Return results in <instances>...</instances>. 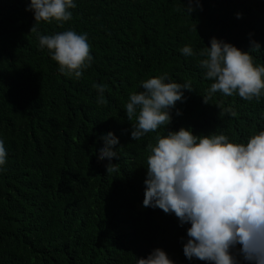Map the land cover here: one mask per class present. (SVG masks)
Masks as SVG:
<instances>
[{
    "label": "trees",
    "instance_id": "16d2710c",
    "mask_svg": "<svg viewBox=\"0 0 264 264\" xmlns=\"http://www.w3.org/2000/svg\"><path fill=\"white\" fill-rule=\"evenodd\" d=\"M29 2L0 0V138L8 152L0 171V264H136L156 247L175 264H203L183 254L188 225L143 206L147 145L166 129L132 140L124 104L142 80L167 73L193 88L168 128L223 132L235 142L264 129V96L217 92L205 103L211 81L198 65L213 36L244 50L259 41L252 55L264 64V0H199L191 15L189 0H75L69 21H41L36 31ZM68 29L88 34L94 58L79 79L60 73L39 48V35ZM186 44L196 56L180 52ZM94 83L106 85L103 104ZM228 107L235 116L220 115ZM108 130L119 138L112 174L98 155Z\"/></svg>",
    "mask_w": 264,
    "mask_h": 264
},
{
    "label": "clouds",
    "instance_id": "9594fccd",
    "mask_svg": "<svg viewBox=\"0 0 264 264\" xmlns=\"http://www.w3.org/2000/svg\"><path fill=\"white\" fill-rule=\"evenodd\" d=\"M199 5L189 0L185 5L191 15ZM75 0H30L25 10L31 11L35 25L53 20L63 24L72 17ZM240 18L241 13H237ZM39 48L47 49L63 75L79 79L89 68L93 56L88 34L68 29L51 35H39ZM198 55L199 68L210 86L203 94L209 103L213 94L238 95L244 100L264 96V64L255 63L252 52L261 50V43L250 41L248 50L213 36ZM180 52L196 56L189 45ZM97 104L105 102L106 85L94 83ZM142 90L130 92L124 104L131 123V138L139 141L146 134L165 127L166 134H157L147 150L143 206L159 208L174 214L181 226L188 225L181 237L183 254L189 261L203 264H264V129L235 142L221 133L195 134L191 127L172 130V110L177 102H185V90L191 81L177 82L162 73L140 82ZM235 116L228 107L220 111ZM180 112L177 109V115ZM103 143L98 155L108 161L106 173L116 172L114 159H119L116 145L119 138L110 130L100 134ZM8 152L0 138V171L7 163ZM136 264H175L166 251L154 248Z\"/></svg>",
    "mask_w": 264,
    "mask_h": 264
}]
</instances>
